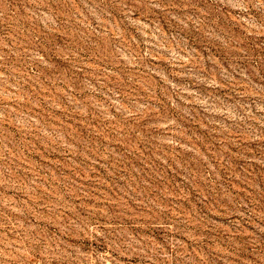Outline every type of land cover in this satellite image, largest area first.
<instances>
[{
  "label": "rangeland",
  "instance_id": "obj_1",
  "mask_svg": "<svg viewBox=\"0 0 264 264\" xmlns=\"http://www.w3.org/2000/svg\"><path fill=\"white\" fill-rule=\"evenodd\" d=\"M0 264H264V0H0Z\"/></svg>",
  "mask_w": 264,
  "mask_h": 264
}]
</instances>
